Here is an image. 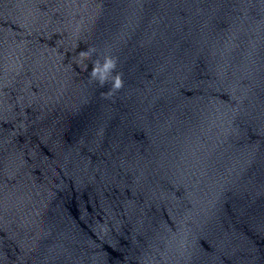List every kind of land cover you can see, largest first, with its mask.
<instances>
[{
    "label": "clouds",
    "instance_id": "obj_1",
    "mask_svg": "<svg viewBox=\"0 0 264 264\" xmlns=\"http://www.w3.org/2000/svg\"><path fill=\"white\" fill-rule=\"evenodd\" d=\"M113 67H114V63H113L112 61L109 60V61L106 62L105 65L103 66V71H104V72H107V71H109L110 69H112ZM99 71H101V70L98 69V68H94V69H93V74L95 75V74H96L97 72H99ZM114 87H116V88L121 87V81H120L119 77H117V78L115 79Z\"/></svg>",
    "mask_w": 264,
    "mask_h": 264
}]
</instances>
